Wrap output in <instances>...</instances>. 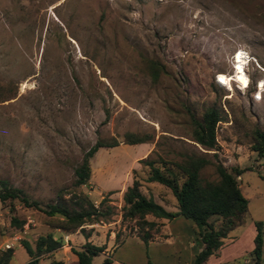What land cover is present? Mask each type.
<instances>
[{
	"label": "rangeland",
	"instance_id": "374dc122",
	"mask_svg": "<svg viewBox=\"0 0 264 264\" xmlns=\"http://www.w3.org/2000/svg\"><path fill=\"white\" fill-rule=\"evenodd\" d=\"M239 53L248 86H221L217 76L233 74ZM148 60L163 67L156 79ZM262 83L264 0H0V97L5 99L0 98V179L41 208L57 195L85 194L94 206L107 199L109 219L85 224L79 233L104 229L105 240L113 236L109 252L137 233L119 214L123 187L132 177L145 196L175 206L167 188L145 180L148 168L138 159L179 160L181 152L195 151L188 139L189 111L199 116L219 102L226 119L216 124V157H207L241 170L237 179L247 200L243 225L220 253L228 257L249 250L253 223L261 221L264 260V159L251 150L252 130H264ZM126 133L151 139L145 146L127 144ZM97 139L117 144L99 147L88 158V180L77 186L74 169ZM143 147L148 150L139 153ZM200 174L215 178L212 165ZM12 216L23 221L21 227L11 223ZM45 219L41 210L16 200L0 202V250L14 249L10 264L27 258L17 245L21 240L33 243L38 235L65 233ZM183 230L167 244L125 240L113 248L114 255L175 264L185 259L182 255H195L199 246L193 230L186 229L187 239ZM95 233L90 243L98 246ZM77 241L63 239L54 260L76 264L70 246L80 247ZM104 258L98 253L90 264Z\"/></svg>",
	"mask_w": 264,
	"mask_h": 264
},
{
	"label": "trees",
	"instance_id": "16d2710c",
	"mask_svg": "<svg viewBox=\"0 0 264 264\" xmlns=\"http://www.w3.org/2000/svg\"><path fill=\"white\" fill-rule=\"evenodd\" d=\"M163 67L154 60H148V70L152 79L158 77ZM165 72V71H163ZM1 98V97H0ZM1 100H5L1 98ZM225 113L219 102H212L196 116L189 111V140L195 151L181 152L179 160L164 159L157 155L155 158L143 157L138 163L148 168L147 182H154L167 188L175 201V210H166L151 197L140 191V182L132 177L130 185L126 186L121 195L122 204L119 208L120 219L130 228H136L135 234L144 244L156 236H161L162 224L158 219H171L182 216L191 220L192 229L199 241L200 249L193 256L192 264H205L209 256L215 255L226 234L237 226L243 225L247 210V200L242 195L238 176L241 170L237 166L224 167L216 160L208 158V154L216 157L218 144L215 136L216 124L224 121ZM125 143L140 144L151 139L149 135L137 136L131 133L124 135ZM251 150L264 159V130L254 128L251 132ZM115 139L105 141L97 139L84 152L81 162L74 169L75 185H84L89 177L88 158L99 147H113ZM152 152V151H150ZM207 165H212L215 178L207 179L200 171ZM112 193L108 191L107 194ZM20 202L23 206L41 210L46 216V223L53 229L71 233L76 230L83 232V225L108 220L112 207L104 197L96 206L85 194H72L69 197L57 195L53 202L46 203L44 208L34 200H29L22 190L11 186L6 180L0 179V202ZM151 219H147V217ZM11 223L21 227L22 220L14 216ZM255 234L252 239L253 247L247 253L251 258L248 264H264L260 260L262 246V222L254 221ZM86 238L87 235L84 234ZM117 240V235H115ZM28 260L24 264H38L41 256L46 257L48 264H61L55 261L52 253L62 245L61 237L55 238L51 233L38 235L33 243L20 241ZM104 246H97L86 241L78 248L70 246L76 264H90L94 255L101 253ZM13 248L0 250V264H9ZM104 258L102 264H108ZM149 264V262H147ZM233 264H243L234 262Z\"/></svg>",
	"mask_w": 264,
	"mask_h": 264
},
{
	"label": "crops",
	"instance_id": "0c3cea01",
	"mask_svg": "<svg viewBox=\"0 0 264 264\" xmlns=\"http://www.w3.org/2000/svg\"><path fill=\"white\" fill-rule=\"evenodd\" d=\"M142 146H145V142L141 143ZM150 149V148H149ZM148 147H143V149L139 152L141 153L142 151H147ZM125 187H123L124 189ZM166 210L169 211H174L175 208H169L164 204H161ZM189 219H186L182 216H176L173 217L169 220L161 218L158 219L157 221L160 222L162 224L161 227V236H156L155 238H153L152 240H150L148 243L152 242V241H157L159 239H162L163 241L170 242L171 238L175 237L178 238L180 235H182L181 233L183 229H185V233L183 236V239H187V237H189L190 233L189 231L187 232V228H189L191 231L192 229V222L191 220H189L191 223H189V221H187ZM241 226V225H240ZM239 227V226H237ZM235 227L234 229L230 230L226 236L222 239V244L220 246V248L218 249V252L215 255H211L209 256V258L207 259V261L205 262V264H233L234 262H241L243 264H248L249 262H251V258L247 255V253L252 249L253 247V243L252 246L249 250H246L244 252H241L239 255H233V256H226V255H221L220 251L222 250V246L224 244V242L226 240H230L231 238H234L235 235H233V231L237 228ZM87 230V229H86ZM184 231V230H183ZM98 232V238L101 239V241L98 243L99 245H103L104 246V250L102 251V254L105 256V258L108 259V264H147L148 262V258H143L141 255H117L115 256V250H113V248H115L116 246L122 244L123 242H125V240L128 239H135V240H139L141 241L135 234H132L131 236H127L125 237L122 241H120L119 244H114L112 246V248L110 249L109 252H107V250H109V246H111L112 244V235H108L107 239L105 240V237H103L104 235V229H96L93 231H86L85 235H87V237H84V234H80L79 231H75V232H71V233H63V235H61L62 240H68V241H72V239H76L78 241H80V243H84L85 240L89 241L91 240L92 236H95L96 233ZM193 235L195 236L194 232L192 231ZM254 234H255V230H254ZM254 236V235H253ZM159 237V238H158ZM77 241V242H78ZM142 242V241H141ZM167 244V243H166ZM19 247L20 244H17ZM190 245L192 246V248L195 246L194 243H190ZM262 247V246H261ZM116 249V248H115ZM200 249V246H198L194 251L198 252V250ZM13 253H14V249H13ZM70 255L75 259L74 255L70 253ZM13 256V254H12ZM156 255H153V258ZM193 256L194 255H182V257H185V259L182 261V258L179 257L176 260L175 264H192L193 262ZM28 260V256L26 258V260L18 263V264H24L26 261ZM156 260V258H155ZM260 260L261 262H263L264 260L261 259V255H260ZM46 261V260H45ZM41 262V261H40ZM38 260V264L40 263ZM10 264V263H9ZM152 264H154L152 262ZM157 264H161L160 262H158ZM166 264V263H164ZM168 264H172V263H168Z\"/></svg>",
	"mask_w": 264,
	"mask_h": 264
},
{
	"label": "bare ground",
	"instance_id": "6f19581e",
	"mask_svg": "<svg viewBox=\"0 0 264 264\" xmlns=\"http://www.w3.org/2000/svg\"><path fill=\"white\" fill-rule=\"evenodd\" d=\"M236 62L234 63L235 65L233 66L234 72L231 75H224L221 74L217 76V83L220 84L221 86H229L230 82H236L241 88H245L248 82V79L244 73V65H245V60L243 53H239L236 55ZM249 84V83H248ZM264 83H262V88L261 91L263 90ZM24 89V88H23Z\"/></svg>",
	"mask_w": 264,
	"mask_h": 264
},
{
	"label": "built area",
	"instance_id": "2783aa9c",
	"mask_svg": "<svg viewBox=\"0 0 264 264\" xmlns=\"http://www.w3.org/2000/svg\"><path fill=\"white\" fill-rule=\"evenodd\" d=\"M5 248H9V245H5Z\"/></svg>",
	"mask_w": 264,
	"mask_h": 264
}]
</instances>
